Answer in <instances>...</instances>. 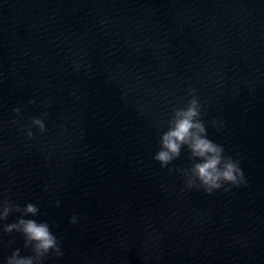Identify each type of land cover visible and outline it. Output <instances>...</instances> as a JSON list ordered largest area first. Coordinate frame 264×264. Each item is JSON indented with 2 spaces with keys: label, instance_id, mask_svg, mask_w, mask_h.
<instances>
[{
  "label": "clouds",
  "instance_id": "1",
  "mask_svg": "<svg viewBox=\"0 0 264 264\" xmlns=\"http://www.w3.org/2000/svg\"><path fill=\"white\" fill-rule=\"evenodd\" d=\"M33 124L41 132L45 131L41 119H34ZM31 135L29 132L28 136ZM159 144V150L154 154L153 160L157 161L161 168L179 156L182 147L187 149L192 159L198 161L190 169L187 181L189 189L195 186L207 194H212L221 189L227 192L230 188L246 183L239 160L226 155L223 145L208 136L195 99L186 107L174 111L167 130L160 136ZM10 210L19 212L20 218L15 223L5 225L3 232H18L23 237V247L29 249L31 254L22 256L20 249H16L5 259L4 264H43L44 258L50 253L57 258L62 255L60 240L49 223L35 219L39 211L37 205L29 202L22 208L15 206L10 209L5 203L0 207V221L8 216ZM76 222L77 216L73 214L69 223Z\"/></svg>",
  "mask_w": 264,
  "mask_h": 264
},
{
  "label": "water",
  "instance_id": "2",
  "mask_svg": "<svg viewBox=\"0 0 264 264\" xmlns=\"http://www.w3.org/2000/svg\"><path fill=\"white\" fill-rule=\"evenodd\" d=\"M245 264H264V188Z\"/></svg>",
  "mask_w": 264,
  "mask_h": 264
}]
</instances>
